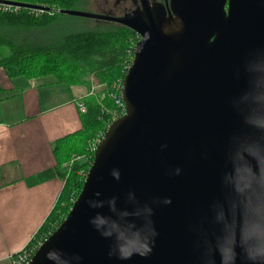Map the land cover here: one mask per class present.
Instances as JSON below:
<instances>
[{"label": "water", "instance_id": "95a60500", "mask_svg": "<svg viewBox=\"0 0 264 264\" xmlns=\"http://www.w3.org/2000/svg\"><path fill=\"white\" fill-rule=\"evenodd\" d=\"M170 7L164 28L149 13L60 9L141 37L122 77L124 113L25 264H264V0Z\"/></svg>", "mask_w": 264, "mask_h": 264}, {"label": "trees", "instance_id": "16d2710c", "mask_svg": "<svg viewBox=\"0 0 264 264\" xmlns=\"http://www.w3.org/2000/svg\"><path fill=\"white\" fill-rule=\"evenodd\" d=\"M42 5V11L20 6L17 11L0 9V67L9 77L26 78L52 74L57 81L84 84L88 87L90 74L104 82L107 89L121 79L134 51V31L126 26H106L101 29H64L49 27L68 14L63 8H73L84 0H9ZM35 8V7H33ZM49 28V29H48ZM112 90V89H111ZM81 127L54 142L56 164L36 175L45 179L57 174L63 179L58 198L47 217L26 247H35L48 236L68 212L83 182L80 169L86 170L93 158L87 152L90 139L103 131L110 113L117 109L108 92L100 101L92 95L83 98ZM85 155L68 161L72 155Z\"/></svg>", "mask_w": 264, "mask_h": 264}, {"label": "crops", "instance_id": "0c3cea01", "mask_svg": "<svg viewBox=\"0 0 264 264\" xmlns=\"http://www.w3.org/2000/svg\"><path fill=\"white\" fill-rule=\"evenodd\" d=\"M87 89L52 74L9 77L0 67V264H13L60 194L61 177L36 175L56 164V139L81 127Z\"/></svg>", "mask_w": 264, "mask_h": 264}, {"label": "flooded vegetation", "instance_id": "af4514ba", "mask_svg": "<svg viewBox=\"0 0 264 264\" xmlns=\"http://www.w3.org/2000/svg\"><path fill=\"white\" fill-rule=\"evenodd\" d=\"M87 4L96 5L101 11L100 14H108L110 16L122 17L126 14L132 16H139V19L146 20L147 14L152 15V19L156 22L158 28H164L173 21L176 16L175 11L170 7V0H84ZM167 2V3H166ZM97 13V12H96ZM92 20H102L108 23L106 26H129L114 20L91 17ZM105 26V27H106ZM133 30L132 28H130ZM135 43L140 39L141 35L136 32Z\"/></svg>", "mask_w": 264, "mask_h": 264}, {"label": "built area", "instance_id": "2783aa9c", "mask_svg": "<svg viewBox=\"0 0 264 264\" xmlns=\"http://www.w3.org/2000/svg\"><path fill=\"white\" fill-rule=\"evenodd\" d=\"M20 6L21 5H19V4L0 2V9L2 11H17L20 8ZM42 10H43L42 8H33L32 7V11H35V12L42 11ZM129 64H130V62L128 63V65ZM128 65L126 66V68L128 67ZM121 83H122V78L118 79L117 81L112 83L111 88L107 89L106 84L104 82H101L97 78V76H94V81H92V84L90 85L89 93H91V94L93 93L92 96H94L97 99V101H100L101 98L104 96V93H101L99 95L97 93L102 91V90H104L105 88H106V92H108L109 95L113 96L114 103L117 106V109H114V110L111 111L110 117H109V122L114 120V119H116L117 117H119L125 111V106H124V103H123V101L121 99V96H120ZM94 93H96V95H94ZM77 106H78V110L80 112H84L85 111V104L83 103V101L78 102ZM103 131H101L100 133L94 135L90 139V141H89V143L87 145V152L88 153L89 152H94L97 144L99 143V141H100V139L102 137ZM81 156L85 157V155H75V154H73L71 159L68 161V164H70L74 159L80 158ZM86 171H87V169L86 170H84V169H80L79 170V173L83 176V179H84V177L86 175ZM74 199L75 198H73L72 200L74 201ZM36 246L35 247H26L25 246L20 251H18L15 254H13V256H12L13 264H25L29 260V258L32 255V253L34 252Z\"/></svg>", "mask_w": 264, "mask_h": 264}, {"label": "rangeland", "instance_id": "374dc122", "mask_svg": "<svg viewBox=\"0 0 264 264\" xmlns=\"http://www.w3.org/2000/svg\"><path fill=\"white\" fill-rule=\"evenodd\" d=\"M73 9L97 12V13L101 11V9H99L96 5L87 4L85 3V1H78L73 6ZM107 24L108 23H105L102 20H95V19L92 20L91 17L68 14L64 17H61V19L53 23L51 27L49 28L54 30L53 27L56 28L60 26L61 28H64V29H74V30L83 29V28L101 29V28H105ZM94 76L95 75H93V73L88 76L89 85L87 87L88 88L86 92L87 95L93 94V93L92 94L89 93V90H90V85L92 84V81H94ZM105 92H106V88L98 92L97 94L99 95L101 93H104L105 95ZM94 95H96V93H94Z\"/></svg>", "mask_w": 264, "mask_h": 264}, {"label": "clouds", "instance_id": "9594fccd", "mask_svg": "<svg viewBox=\"0 0 264 264\" xmlns=\"http://www.w3.org/2000/svg\"><path fill=\"white\" fill-rule=\"evenodd\" d=\"M46 258H51V253L50 252L46 254Z\"/></svg>", "mask_w": 264, "mask_h": 264}]
</instances>
